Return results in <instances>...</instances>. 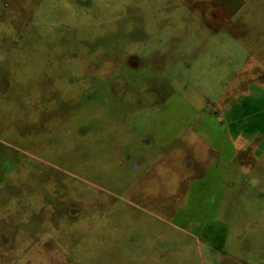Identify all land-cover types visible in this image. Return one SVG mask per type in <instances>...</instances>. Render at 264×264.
I'll use <instances>...</instances> for the list:
<instances>
[{"label":"rangeland","instance_id":"374dc122","mask_svg":"<svg viewBox=\"0 0 264 264\" xmlns=\"http://www.w3.org/2000/svg\"><path fill=\"white\" fill-rule=\"evenodd\" d=\"M76 1L0 0V264H264V0Z\"/></svg>","mask_w":264,"mask_h":264},{"label":"crops","instance_id":"0c3cea01","mask_svg":"<svg viewBox=\"0 0 264 264\" xmlns=\"http://www.w3.org/2000/svg\"><path fill=\"white\" fill-rule=\"evenodd\" d=\"M159 143H161V142H159ZM205 174V175H204ZM207 174H208V177H206L207 176ZM204 176V179L202 180V179H199V180H197V181H194V182H192V184H191V186H195V184H199V183H203V181L207 178V179H209L210 177H215L216 176V168L215 167H210L209 166V169H207V171L206 172H202L201 170L200 171H197V176ZM196 179V178H195Z\"/></svg>","mask_w":264,"mask_h":264},{"label":"flooded vegetation","instance_id":"af4514ba","mask_svg":"<svg viewBox=\"0 0 264 264\" xmlns=\"http://www.w3.org/2000/svg\"><path fill=\"white\" fill-rule=\"evenodd\" d=\"M80 1H82V2H84L83 4H80L81 2ZM78 0V1H76L78 4H80V6H82V5H86V4H88V0H86V1H84V0ZM79 6V7H80ZM81 8V7H80ZM85 9V8H84Z\"/></svg>","mask_w":264,"mask_h":264}]
</instances>
